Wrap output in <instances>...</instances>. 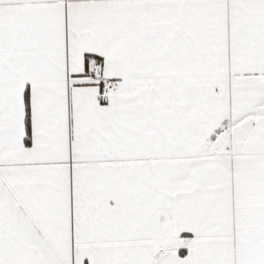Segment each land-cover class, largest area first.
<instances>
[{
  "label": "snow or ice",
  "instance_id": "snow-or-ice-1",
  "mask_svg": "<svg viewBox=\"0 0 264 264\" xmlns=\"http://www.w3.org/2000/svg\"><path fill=\"white\" fill-rule=\"evenodd\" d=\"M0 264H264V0H0Z\"/></svg>",
  "mask_w": 264,
  "mask_h": 264
}]
</instances>
